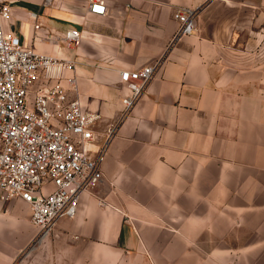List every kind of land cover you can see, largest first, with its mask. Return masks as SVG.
<instances>
[{
    "label": "crops",
    "instance_id": "crops-1",
    "mask_svg": "<svg viewBox=\"0 0 264 264\" xmlns=\"http://www.w3.org/2000/svg\"><path fill=\"white\" fill-rule=\"evenodd\" d=\"M104 1L9 0L23 43L75 61L100 143L115 129L102 181L42 239L27 203L0 199V264H264V0ZM180 6L196 30L170 46ZM157 63L121 118L120 71Z\"/></svg>",
    "mask_w": 264,
    "mask_h": 264
},
{
    "label": "built area",
    "instance_id": "built-area-1",
    "mask_svg": "<svg viewBox=\"0 0 264 264\" xmlns=\"http://www.w3.org/2000/svg\"><path fill=\"white\" fill-rule=\"evenodd\" d=\"M89 9L104 15L105 1L90 0ZM11 14L9 0H0V199L29 205L40 240L60 219L74 217L81 194L102 181V157L115 125L101 144L96 127L102 115L69 93L76 79L66 73L75 70V61L38 53L23 43L7 28ZM197 14V8L175 9L179 28L170 46L195 32ZM64 41L78 47L82 32L68 31ZM158 65L120 71L129 89L121 118L146 91ZM46 186L51 189L44 191Z\"/></svg>",
    "mask_w": 264,
    "mask_h": 264
},
{
    "label": "rangeland",
    "instance_id": "rangeland-1",
    "mask_svg": "<svg viewBox=\"0 0 264 264\" xmlns=\"http://www.w3.org/2000/svg\"><path fill=\"white\" fill-rule=\"evenodd\" d=\"M263 3H262V11H261V14L263 15L264 14V7H263ZM263 26V25H262ZM264 27V26H263ZM262 30H264V29H262ZM51 189V187L50 186H46V187H44V191H49ZM38 239H39V237H38ZM32 246H34V244L32 245Z\"/></svg>",
    "mask_w": 264,
    "mask_h": 264
}]
</instances>
